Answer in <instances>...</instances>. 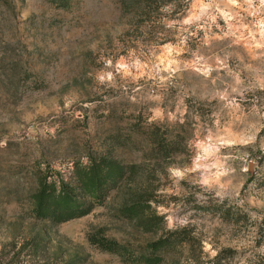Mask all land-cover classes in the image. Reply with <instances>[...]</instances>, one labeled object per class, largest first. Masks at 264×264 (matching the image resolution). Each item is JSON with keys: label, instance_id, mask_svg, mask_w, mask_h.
I'll list each match as a JSON object with an SVG mask.
<instances>
[{"label": "rangeland", "instance_id": "374dc122", "mask_svg": "<svg viewBox=\"0 0 264 264\" xmlns=\"http://www.w3.org/2000/svg\"><path fill=\"white\" fill-rule=\"evenodd\" d=\"M143 2L0 0L7 264H264V0ZM103 159L90 214L37 217Z\"/></svg>", "mask_w": 264, "mask_h": 264}, {"label": "trees", "instance_id": "16d2710c", "mask_svg": "<svg viewBox=\"0 0 264 264\" xmlns=\"http://www.w3.org/2000/svg\"><path fill=\"white\" fill-rule=\"evenodd\" d=\"M125 3L131 2H149L150 0H123ZM143 2V3H144ZM118 168L112 161L106 159L101 160L99 163L87 168L79 174V182L84 193L89 197L92 202L90 206L80 203L74 196L66 191L57 192L54 188L44 187L43 190L36 196L37 210L36 215L39 218H50L59 223H65L76 218L87 216L91 212V208L100 203V199L104 196L105 189H109L110 183L115 178V171ZM136 214L141 213L139 207L134 208ZM173 235V234H172ZM166 235L165 239L160 240L157 244L153 245L156 249L165 248L168 250L174 241V235ZM91 244L96 245L106 252L119 253L123 249L115 241L107 240L104 238H92ZM127 251V250H126ZM126 254H129L128 252ZM130 256V254L128 255ZM133 260L144 262V264L153 263L154 259L151 257H138L134 255ZM0 264H7L2 257H0Z\"/></svg>", "mask_w": 264, "mask_h": 264}]
</instances>
